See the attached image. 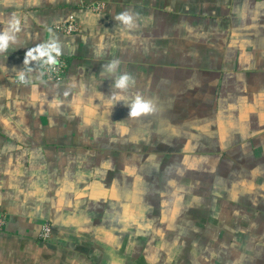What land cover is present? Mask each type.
Masks as SVG:
<instances>
[{"label":"crops","instance_id":"crops-1","mask_svg":"<svg viewBox=\"0 0 264 264\" xmlns=\"http://www.w3.org/2000/svg\"><path fill=\"white\" fill-rule=\"evenodd\" d=\"M96 3L104 7L95 10ZM125 12L132 16V26L116 19ZM71 17L76 31L55 28ZM158 31L164 41L159 56H184L179 60L206 66L193 73L171 61L174 57L167 64L147 65L148 83L157 85L156 76L170 83L184 77L192 83L187 87L207 88L208 79L218 78L214 87L220 91L221 112L241 111L247 103L254 133H263L248 147L246 174L252 204H263L262 215L249 209V237L264 250V0H0V34L12 37L0 50V210L7 216L0 230V264H71L64 244L75 247L72 237L78 231L74 224L65 227V222L73 223L66 215L74 196L61 175L79 168L75 157L92 153L93 159L103 151L92 147L89 136L99 139L95 126L117 115L105 94L125 73L135 80L129 86L139 87V40L155 38ZM50 53L73 58L61 81H48L43 74ZM227 56L234 62L231 70L222 63ZM114 61L115 71L108 72ZM20 75L27 76L26 84L14 82ZM225 75L230 77L224 80ZM193 76L202 84H193ZM235 122L228 131L242 139L238 144L249 142L238 118ZM52 141L59 142L52 146ZM46 222L52 228L48 239L40 235Z\"/></svg>","mask_w":264,"mask_h":264},{"label":"rangeland","instance_id":"rangeland-1","mask_svg":"<svg viewBox=\"0 0 264 264\" xmlns=\"http://www.w3.org/2000/svg\"><path fill=\"white\" fill-rule=\"evenodd\" d=\"M163 44L160 31L155 38L142 36L139 87L129 86L121 93L114 87L109 90L104 98L117 107L112 109L117 115L113 114L108 124L95 126L99 139L89 136L92 147L103 151L93 159L92 153H82L74 159L79 168L61 175L64 187H71L74 196L72 210L66 215L73 223L65 222V227L74 224L78 231L72 237L77 245L65 246V260L70 259L71 264H263L262 244L253 246L249 237L250 211L224 199L250 197L248 147L260 141L263 133H254L247 103H242L241 111L221 112L217 105L220 91L214 87L218 79L214 77L208 79L207 88L185 87L192 83L190 78L181 80L183 77L181 82L177 78L149 85L147 65L167 64L174 57L171 61L182 64L183 69L193 73L205 70L203 61L189 63L179 60L184 56H159ZM220 45L226 49L227 44ZM205 57L215 56L200 58ZM222 63L228 70L234 65L231 56ZM192 80L202 84L194 76ZM117 94L124 99H114ZM136 95L152 101L153 110L130 117L127 105ZM237 118L251 144L246 140L238 144L242 139L228 131L236 127ZM85 144L81 142V146ZM61 158L57 154V161ZM197 169L203 171L199 182L203 190L207 193L212 184L221 194L212 213L203 208V197L190 201L198 184L194 178Z\"/></svg>","mask_w":264,"mask_h":264},{"label":"built area","instance_id":"built-area-1","mask_svg":"<svg viewBox=\"0 0 264 264\" xmlns=\"http://www.w3.org/2000/svg\"><path fill=\"white\" fill-rule=\"evenodd\" d=\"M104 7L103 3L93 4V8L95 10H101ZM55 28L64 33H72L77 30V24L73 17L69 18L68 21L59 23L55 26ZM49 57L52 58L54 62H49ZM67 67L66 59L59 55L50 53L44 57L43 60V74L45 78L49 81H59L64 77L65 69ZM23 79H21V75L15 77V82L18 84H26L28 82V78L26 75H22ZM7 222V216L4 212L0 210V230L4 228ZM51 224L46 222L41 229V237L44 239L50 238L51 235Z\"/></svg>","mask_w":264,"mask_h":264},{"label":"clouds","instance_id":"clouds-1","mask_svg":"<svg viewBox=\"0 0 264 264\" xmlns=\"http://www.w3.org/2000/svg\"><path fill=\"white\" fill-rule=\"evenodd\" d=\"M116 19L119 21H122L125 25H128V26H132L133 24V18L127 12L118 15ZM18 24L19 22L16 21V24L14 25L16 26L17 31L19 30ZM10 39H12V37L7 32H5L4 34H0V50H3L7 47ZM27 55L31 56L32 54L31 52H29ZM41 55H44V53H41ZM49 62H54L51 57H49ZM117 65H118L117 61H114L110 65H108L107 67L108 72H114ZM20 78L23 79V76L21 75ZM130 84L134 85L135 80L130 74L125 73V74L119 75L115 79L113 87L115 89L120 90L121 92H125L128 90ZM114 99L122 100L124 99V97L117 94L114 96ZM127 107L130 109L128 113V116L130 117H138L142 113H148L153 110L152 101L145 100L140 95H136L135 98L131 101V103L127 105Z\"/></svg>","mask_w":264,"mask_h":264},{"label":"trees","instance_id":"trees-1","mask_svg":"<svg viewBox=\"0 0 264 264\" xmlns=\"http://www.w3.org/2000/svg\"><path fill=\"white\" fill-rule=\"evenodd\" d=\"M63 57L66 59L67 63L72 62V59H73L72 57H70V56L69 57L63 56ZM67 69H68V66L65 69V73H66ZM159 75L162 76L163 74H159ZM200 77H201V79H203L204 76H200ZM222 77H220V78L222 79ZM224 77H226L228 79L229 75H225ZM160 78L161 77H157V76L155 78H153L154 79V84H157L161 80ZM216 79H218V78H216ZM210 155H212V154H210ZM219 160H220L219 163L221 164V162H223L222 155L219 157ZM196 174L197 175L194 176V178L196 179L195 182L198 183V184H196V186H195V188H196L195 189V192L190 195V201L192 199L193 200H195V199H198L199 200V197H203L204 198V203H205L203 208L206 209L208 212L212 213L214 211L213 210L214 207L217 205V202H218L217 197H219L218 195H221V194L215 192L216 187L214 185H212V184L210 186V190L206 193L203 190V189H205V187L202 186L203 184L199 183L200 181H203V179H201L202 174H203V171L197 169ZM215 180H216V177L213 178V182H215ZM197 185H201V186L197 188ZM235 197H238V198L236 199ZM224 199H225V201L229 205H236V206L238 205L239 208H243V209H246V210H249V209L252 208L253 209V210L251 209L252 212L261 213V215H262V212H263V204L261 202H259V203L255 204V206H254L252 204L253 201H254V199H253V197H249V195H243V196L237 195V196H232L230 198L224 197ZM67 245L68 244L66 242L64 244V248Z\"/></svg>","mask_w":264,"mask_h":264}]
</instances>
